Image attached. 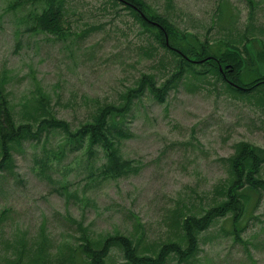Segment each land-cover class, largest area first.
<instances>
[{"label": "rangeland", "instance_id": "1", "mask_svg": "<svg viewBox=\"0 0 264 264\" xmlns=\"http://www.w3.org/2000/svg\"><path fill=\"white\" fill-rule=\"evenodd\" d=\"M145 1L200 41L239 38L249 28L246 0ZM252 1L249 36L264 40V0ZM111 5L72 0L65 12L67 34L44 35L26 31L32 7L0 0V74L7 77L12 108L19 110L39 87L57 118L74 130L98 104L119 103L141 73L166 71L161 62L168 54L126 9ZM262 47L264 41L249 45L253 56ZM130 114L117 121L120 155L131 166L118 178L101 173L110 157L100 148H60L59 130L14 151L12 144L11 167L0 169V264L20 251L32 257L45 242L43 263L70 264L66 258L79 243L78 224L93 240L143 233L144 245L161 244L173 236L174 213L188 215L212 203L235 144L264 149V108L226 95L210 77L180 83L164 103L146 95ZM54 152H60L57 158ZM246 219L241 242L228 234L229 222L218 219L200 235V251L189 264H264V194L251 196ZM73 261L82 264L80 257ZM106 264L127 263L112 249Z\"/></svg>", "mask_w": 264, "mask_h": 264}, {"label": "trees", "instance_id": "2", "mask_svg": "<svg viewBox=\"0 0 264 264\" xmlns=\"http://www.w3.org/2000/svg\"><path fill=\"white\" fill-rule=\"evenodd\" d=\"M22 1L32 7L26 13V31L44 35L67 34L65 12L72 0ZM107 1L112 8L119 5L126 9L140 29L168 54L167 62H161L166 64V71L160 76L156 72L141 73L120 95L119 103L98 104L89 118L74 130L70 129L67 121L57 118L50 97L41 93L39 87L29 102L20 105L19 110L15 106L12 108L6 90L7 77L1 73L0 169L11 167L12 144L14 151L15 146L24 141L59 130L63 135L60 148L78 146L75 148L78 150L86 146L90 153L92 149L100 148L110 157L101 173L106 178H118L128 173L131 166L122 161L120 155L121 132L116 130L117 121L122 122L128 117L135 102L144 96L164 103L169 92L190 79L202 81L210 77L226 95L248 103L254 100L257 107L264 108V47L254 56L249 48L251 43L264 41L254 35L249 36L256 9L252 0H246L249 28L245 27L244 34L239 38L225 37L211 42L200 41L181 32L168 17L152 11L145 0ZM59 154L54 152V158ZM226 162L227 177L214 187L212 203L206 209L188 215L174 213L169 227L173 236L161 244L144 245L143 233L128 236L118 232L93 240L87 229L78 224L79 243L74 251L68 249L67 261L74 264V258L80 257L82 264H106L108 253L117 249L127 264H169L173 260L175 264H189L200 251V235L218 219L227 220L230 226L228 234L235 242H241L251 196L264 194V178L261 176L264 149L240 142L234 145V152ZM44 244L46 248H38L32 257L20 251L2 264H52L42 262V254L49 249V245Z\"/></svg>", "mask_w": 264, "mask_h": 264}]
</instances>
